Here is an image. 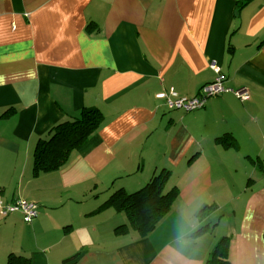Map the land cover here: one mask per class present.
<instances>
[{
    "label": "crops",
    "instance_id": "crops-1",
    "mask_svg": "<svg viewBox=\"0 0 264 264\" xmlns=\"http://www.w3.org/2000/svg\"><path fill=\"white\" fill-rule=\"evenodd\" d=\"M213 66L229 91L204 109L156 98L196 97ZM85 108L101 128L36 177L39 140ZM160 172L171 213L125 231L108 201ZM20 200L38 217L0 208V264H206L224 238L229 264H264V0H0V203Z\"/></svg>",
    "mask_w": 264,
    "mask_h": 264
},
{
    "label": "trees",
    "instance_id": "trees-1",
    "mask_svg": "<svg viewBox=\"0 0 264 264\" xmlns=\"http://www.w3.org/2000/svg\"><path fill=\"white\" fill-rule=\"evenodd\" d=\"M254 0H236L242 9ZM104 116L97 108H85L78 117H70L51 130L47 138H41L34 153L33 172L37 177L41 173H51L62 169L73 153L81 150L89 139L101 128ZM167 174L155 175L143 188L127 193L117 191L107 205L119 212H125L130 229L141 237L152 233L171 213L177 197V190L165 192ZM105 205V206H107ZM229 239L224 238L216 246L206 264H229ZM24 259V260H22ZM9 264H29L21 257H10Z\"/></svg>",
    "mask_w": 264,
    "mask_h": 264
},
{
    "label": "built area",
    "instance_id": "built-area-1",
    "mask_svg": "<svg viewBox=\"0 0 264 264\" xmlns=\"http://www.w3.org/2000/svg\"><path fill=\"white\" fill-rule=\"evenodd\" d=\"M212 68L219 73L216 66ZM228 91L229 89L225 86V78L219 73L215 81L202 87L199 94L194 98H180L174 92H161L157 94L156 98L165 101L166 105L172 110L191 113L204 109L209 99L221 96ZM237 95L244 101L250 99V94L246 90L238 91ZM0 208L4 215L15 212L22 213L25 223H32L38 217V205L33 202L20 200L12 204L3 205L0 203Z\"/></svg>",
    "mask_w": 264,
    "mask_h": 264
},
{
    "label": "rangeland",
    "instance_id": "rangeland-1",
    "mask_svg": "<svg viewBox=\"0 0 264 264\" xmlns=\"http://www.w3.org/2000/svg\"><path fill=\"white\" fill-rule=\"evenodd\" d=\"M162 173L160 172V173H158L157 175H161ZM163 174H166L165 172H163ZM175 178H176V176H175ZM176 180V179H175ZM166 186V185H165ZM167 189H169V188H167L166 187V189H165V192H168L169 190H167ZM129 193V192H128ZM132 193H134V192H132Z\"/></svg>",
    "mask_w": 264,
    "mask_h": 264
},
{
    "label": "clouds",
    "instance_id": "clouds-1",
    "mask_svg": "<svg viewBox=\"0 0 264 264\" xmlns=\"http://www.w3.org/2000/svg\"><path fill=\"white\" fill-rule=\"evenodd\" d=\"M172 264H179L178 258H177V260L172 261Z\"/></svg>",
    "mask_w": 264,
    "mask_h": 264
}]
</instances>
